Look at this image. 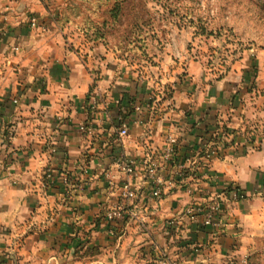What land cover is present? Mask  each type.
Returning <instances> with one entry per match:
<instances>
[{"label":"crops","instance_id":"0c3cea01","mask_svg":"<svg viewBox=\"0 0 264 264\" xmlns=\"http://www.w3.org/2000/svg\"><path fill=\"white\" fill-rule=\"evenodd\" d=\"M30 3L0 0V264H264V65L256 92L242 77L156 104L131 72L71 59ZM169 132L179 141L167 164ZM149 159L181 180L157 198ZM128 180L137 198L110 218ZM208 191L226 199L222 229L185 213Z\"/></svg>","mask_w":264,"mask_h":264},{"label":"rangeland","instance_id":"374dc122","mask_svg":"<svg viewBox=\"0 0 264 264\" xmlns=\"http://www.w3.org/2000/svg\"><path fill=\"white\" fill-rule=\"evenodd\" d=\"M260 1L130 2L128 14L110 30L113 33L108 34L106 40L104 31H98L92 25L100 20L98 12L90 19L71 16V21L66 22L63 16L67 0H25L26 4L41 5L42 15L38 17L50 19L49 31L59 36L71 59H79L93 70L103 68L106 75L116 74L117 77L121 72H131L128 75L134 74L139 83L146 86L156 104L174 95L181 98L183 94H178L177 89H188L186 92L190 94L189 90L200 91V87L229 79H234L232 81L239 87L243 77L242 82L247 79L249 83L245 84L246 88H255V83L259 88L255 69L264 65V2ZM261 81L264 82V76ZM259 90L264 93V88ZM147 169L149 172V165ZM160 176L166 182L170 181V178ZM208 196L205 203L189 204L185 213L189 215L190 208L206 206L217 198L209 191ZM221 198L223 206L219 219L225 226L229 218L224 207L226 199ZM240 198L234 196L233 199ZM147 217L146 211L137 213L138 224L143 230L149 225ZM130 235L132 239L135 233Z\"/></svg>","mask_w":264,"mask_h":264},{"label":"built area","instance_id":"2783aa9c","mask_svg":"<svg viewBox=\"0 0 264 264\" xmlns=\"http://www.w3.org/2000/svg\"><path fill=\"white\" fill-rule=\"evenodd\" d=\"M140 111V108L138 109ZM192 128H189L188 130L191 131ZM121 136L128 135V130L122 129L120 132ZM177 144H178V138L174 133H169L165 139V144L163 148V152L161 154L163 162L169 164L172 163L173 160L176 159L177 155ZM119 164L121 165L122 169L126 172V174H130L134 172L135 170V161L132 159H128L125 156H121L119 158ZM145 165H149V173L155 178L154 184L155 188L149 192V197L151 198H157L160 197L163 193L164 187H167L169 189H173L176 186L177 178L179 179V176L176 175L175 178H171L169 182H166L161 176H157V167L158 164L153 162L152 159L147 160L145 162ZM123 195L126 198L127 202L125 204H122L121 207L114 210L113 214H110V218L113 219H119L120 221L124 220L125 217V210L128 207V204L134 203L137 198V193L132 187V184L128 181H125L123 183ZM223 206V198L217 197L213 198L211 200V203L206 206H200L195 205V207H192L188 210V212L192 215H190L193 218H202L203 226L211 227L214 230L222 229V223L219 219L221 210ZM228 264H249L248 259H240V260H231Z\"/></svg>","mask_w":264,"mask_h":264},{"label":"trees","instance_id":"16d2710c","mask_svg":"<svg viewBox=\"0 0 264 264\" xmlns=\"http://www.w3.org/2000/svg\"><path fill=\"white\" fill-rule=\"evenodd\" d=\"M135 1L138 0H67V14L65 12L63 18H65L66 22L71 21V16L75 19L79 17L90 19L91 15H95L98 12L100 20L92 25L98 31H104L103 34L107 40V35L113 33L110 30L115 28L122 21V18L128 14V4ZM262 1L264 2V0L260 2L262 3ZM178 180L177 178V183L181 181L179 180L178 182Z\"/></svg>","mask_w":264,"mask_h":264}]
</instances>
